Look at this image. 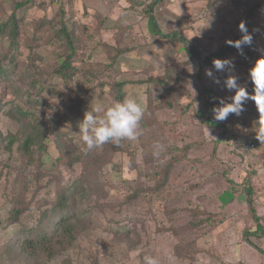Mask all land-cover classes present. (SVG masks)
Returning a JSON list of instances; mask_svg holds the SVG:
<instances>
[{
	"label": "rangeland",
	"instance_id": "obj_1",
	"mask_svg": "<svg viewBox=\"0 0 264 264\" xmlns=\"http://www.w3.org/2000/svg\"><path fill=\"white\" fill-rule=\"evenodd\" d=\"M153 1L0 0V21L13 13L21 19L16 56L4 63L11 77L0 80V264H143L145 255L159 264H264V234H246L256 229V214L264 225V145L238 143L253 115L228 118L227 131L203 121L207 88L229 102L235 94L224 84L228 72L204 66L200 76L199 62L187 63L185 43L153 33L145 14ZM248 8L232 0H162L154 15L164 33L197 39L204 58L235 40ZM64 20L84 39V60L72 78L53 79L62 92L43 91L49 106H42L30 81L57 67L62 49L51 36ZM248 31L252 46L227 59L251 94L249 69L264 55L263 11ZM132 95L144 107L142 135L86 153L84 113ZM252 102L244 109L259 116ZM32 131L42 138L23 149ZM156 142L165 149L159 158ZM245 187L253 190L254 212ZM68 225L78 232L70 245L60 243Z\"/></svg>",
	"mask_w": 264,
	"mask_h": 264
},
{
	"label": "trees",
	"instance_id": "obj_2",
	"mask_svg": "<svg viewBox=\"0 0 264 264\" xmlns=\"http://www.w3.org/2000/svg\"><path fill=\"white\" fill-rule=\"evenodd\" d=\"M160 1L162 0H154L153 3L149 4V6L146 9V16H148V20L150 22V26H151V31L153 33L158 34L159 36L163 37V38H169L172 41L175 42V40H181L183 43H185V49L187 51L188 54V62H193V61H198L199 62V67L200 70L198 71V73L201 76V69L204 68V66H212L213 65V59L214 58H221V59H225L228 58L229 55L231 53H235L236 51H238L235 47L229 46L228 44H223L220 49L217 52H212L210 54H208L207 56H205L204 58L202 57L199 49L200 47L198 46V40L195 38L192 39H188L186 36H184L183 34H179L177 32L174 33H164L161 29V27H159L157 19L154 15V8L156 5H158L160 3ZM233 3L235 2L237 5H241V4H247L249 5V13L247 14L246 17V22H247V28H250V24H251V18L256 15L257 12L259 11H263L264 12V0H257L254 4H250L248 2V0H232ZM22 5V3H19L18 6ZM247 9V8H246ZM21 19L17 17V14L13 13L10 15L8 20H4V21H0V80L2 81H6L9 80V78L11 77L9 69H7L5 67V61H13L15 56H16V46L18 45V43H20V27H19V21ZM38 31H35V34ZM242 33L238 34L235 38L239 39L241 37ZM52 37H56L59 41L60 47L62 49V51L59 50L58 52V65L57 67H55L54 70H51L47 73H44L43 71L41 73L36 71V77H34L31 81H30V92H34L38 94L39 99L36 101L37 104L45 106L48 105L49 106V98L46 96H43V91L45 90H51L54 91L56 93V95H59L62 92V89L60 88V84L59 83H54L53 79L54 78H62V79H70L72 78V76L75 74V72H77V70L79 69L77 67V65L75 64L76 61H79L80 63H82V60H84V56L82 55L81 50L84 48L85 46V41L83 38H81L79 35H76L75 33V29H73L67 22L66 20L62 21V25L59 28H56L54 30L53 36ZM1 41H7L8 45H4ZM83 56V57H82ZM35 57V55H32L30 57L33 58ZM165 79V78H164ZM164 79H162L164 81ZM173 79L169 78V82L166 86V88H168L169 90H172L171 86H173L172 83ZM121 85V84H120ZM206 97L208 99V108L205 109L203 111L205 118H204V122L207 123V125L209 127L212 128H217V129H224L225 131L228 130L229 126L226 124V120L225 121H216L213 118V111L212 109L216 106H219V99L220 98H224L227 101V99L225 98L224 95H222L221 91H219V93H216V90L212 87H209L206 89ZM40 98L43 99V101L40 100ZM32 101V100H31ZM249 101V100H248ZM254 103V101L252 102ZM254 107H256V105H253ZM168 109H172V110H179L181 107L177 106V104H169L168 106H166ZM13 109V108H12ZM188 109V107H185V110ZM256 111L257 109L254 108ZM18 110V109H17ZM20 112V110H19ZM22 113H25L21 110ZM182 112V111H181ZM245 112L251 113L253 115L252 120L250 121V123H252V126H250V131L249 134H247L246 136V140L245 141H241L238 139H235V144L240 143L241 147L245 146L246 142L249 140V136H254L256 137V128H257V124L256 121H258L259 116L254 115V110L251 106H247L245 108ZM233 116L235 115H230L228 118L232 119ZM35 130L39 131L38 128L36 126H34ZM32 133H36V134H30L28 136V138H26L25 143L22 144V148L23 149H29L30 146L33 144V142H36L38 140H40L42 138L41 134H39L36 131H32ZM258 143H261L260 141H258ZM259 145H264V144H259ZM251 148V147H250ZM249 148V149H250ZM26 153V152H24ZM181 154V153H180ZM176 158V157H174ZM170 166H167V170L164 173L163 179H162V184H165L167 182V178H169V169L168 168ZM232 182V181H231ZM232 186H228L226 187V191H230L232 190L233 187H235L234 182H232L231 184ZM247 191L248 194V202L250 204V206L252 207L253 201L251 198V194L253 192L252 188H244ZM72 194V192H68L67 189H65V200L70 199V195ZM234 198V195L228 199V201L232 200ZM226 202V201H224ZM19 208H17L16 212L19 211ZM252 211L254 212V208L252 207ZM256 220H257V227L255 230H246V234L248 235H263L264 234V225L260 222V217H258V215L256 214ZM63 220V218H61ZM64 221V220H63ZM60 222V220H59ZM78 232L73 228V226H67L65 227V230L63 231L64 237L62 238V241L60 243L66 242L67 241V245L72 244V241L76 239ZM57 234L54 235L49 243H52L54 241V239L56 238ZM46 243V244H45ZM39 245H43L46 246V248H49L51 246H47L48 241L47 240H41L38 242ZM53 251V248H51L49 250V252Z\"/></svg>",
	"mask_w": 264,
	"mask_h": 264
},
{
	"label": "clouds",
	"instance_id": "obj_3",
	"mask_svg": "<svg viewBox=\"0 0 264 264\" xmlns=\"http://www.w3.org/2000/svg\"><path fill=\"white\" fill-rule=\"evenodd\" d=\"M241 37L236 40L226 39L225 43L235 47L243 55L245 46L251 47L253 36L248 31L245 22L238 25ZM213 67L216 71H227L228 75L224 81L229 91L234 90L235 94L226 102L224 98L219 99V106L212 109L213 118L216 121H225L230 115L239 116L245 109L244 105L248 100L255 102L259 112V119L256 121V139L264 144V55L258 57L249 69V76L254 85V93H249L245 86L238 83V77L233 74L234 63L231 59H213ZM195 69L191 67V71ZM205 75L213 78L215 83H220L218 78L213 77L212 69H205ZM144 113L142 103L135 95L128 96L122 101L113 102L107 106L96 105L84 113L79 123L81 139L86 145L84 151L91 152L107 143L119 145L122 140L135 141L142 135L140 122ZM259 144L253 146L254 148ZM164 145L156 142L153 145V155L160 157L164 151ZM143 264H159V260L153 256L145 255Z\"/></svg>",
	"mask_w": 264,
	"mask_h": 264
},
{
	"label": "built area",
	"instance_id": "obj_4",
	"mask_svg": "<svg viewBox=\"0 0 264 264\" xmlns=\"http://www.w3.org/2000/svg\"><path fill=\"white\" fill-rule=\"evenodd\" d=\"M257 144H261V143H258V140L256 139V137L249 136V140L246 142V148L244 146V149H248L250 147L252 148L253 146H255Z\"/></svg>",
	"mask_w": 264,
	"mask_h": 264
}]
</instances>
